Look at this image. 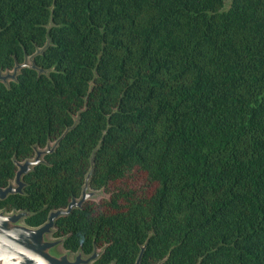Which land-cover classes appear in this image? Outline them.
Instances as JSON below:
<instances>
[{
    "label": "trees",
    "instance_id": "16d2710c",
    "mask_svg": "<svg viewBox=\"0 0 264 264\" xmlns=\"http://www.w3.org/2000/svg\"><path fill=\"white\" fill-rule=\"evenodd\" d=\"M0 0V208L95 264H264V0ZM50 17L52 25L48 28ZM104 130H106L104 132ZM104 132V133H103Z\"/></svg>",
    "mask_w": 264,
    "mask_h": 264
},
{
    "label": "water",
    "instance_id": "95a60500",
    "mask_svg": "<svg viewBox=\"0 0 264 264\" xmlns=\"http://www.w3.org/2000/svg\"><path fill=\"white\" fill-rule=\"evenodd\" d=\"M51 25L52 17H50L47 24L48 28ZM49 44L50 39L47 37L46 43L37 48L34 53L25 54L22 62L15 61L12 68H0V81L8 84L9 80H15L20 68L24 66L36 69L38 74L47 72L46 68L35 63L34 55L42 52ZM77 118L78 116L75 117V122L71 126L66 127L58 138L53 141H47L45 146L40 147L37 143L33 144V156L26 157L23 160H17L13 156L16 170L13 178L5 186H0V200L5 199L9 194H21L24 192V175L31 171L35 165L45 161L44 154L51 152L55 148L65 132L75 125ZM102 137L103 135L90 155V168L85 174L80 194L72 196L65 207L50 209L46 219L38 225H30L24 221V218L30 214L27 209L7 211L4 208H0V264H88L95 261L101 248L94 245L89 253H84L81 248L71 251L63 247V236H54L53 232L56 219L59 216L70 213L74 208H81L82 204L88 199L99 198L97 197L96 189L89 186V177L93 169L94 153L99 147ZM100 189L103 191L102 188ZM145 243L140 246L135 264H141ZM160 262L161 260L156 264H160Z\"/></svg>",
    "mask_w": 264,
    "mask_h": 264
},
{
    "label": "rangeland",
    "instance_id": "374dc122",
    "mask_svg": "<svg viewBox=\"0 0 264 264\" xmlns=\"http://www.w3.org/2000/svg\"><path fill=\"white\" fill-rule=\"evenodd\" d=\"M229 1L230 0H225V3H224V7H227L228 6V4H229ZM96 191H97V197H100L101 195H104L105 194V192H103L101 189H96ZM61 249H63L62 247H61ZM73 254V253H72ZM88 264H95V262H90V263H88Z\"/></svg>",
    "mask_w": 264,
    "mask_h": 264
}]
</instances>
